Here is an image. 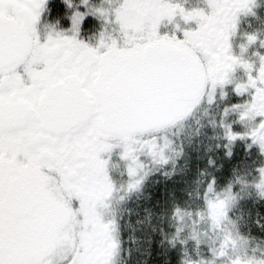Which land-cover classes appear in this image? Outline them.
I'll list each match as a JSON object with an SVG mask.
<instances>
[{"label":"snow or ice","instance_id":"6c2138e0","mask_svg":"<svg viewBox=\"0 0 264 264\" xmlns=\"http://www.w3.org/2000/svg\"><path fill=\"white\" fill-rule=\"evenodd\" d=\"M46 2L0 0V264H44V257L52 246L41 247L38 254L31 257L9 254L12 241L23 235L20 221L28 214L32 198L43 194L44 178L23 168L21 157L32 159L35 167L48 161L37 155L35 145L29 151L28 142L39 133L52 132L58 137L54 150L61 154L67 146L75 148L86 142L90 132L96 133L101 117L114 119L127 101L145 96L169 78L170 66L179 56V50L169 43L168 37H161L158 33L165 19L171 20L177 12L185 21L200 18L196 30L177 26L171 40L178 44L185 39H195L207 27L208 20L223 7L217 0H210L211 11L204 16L185 9L174 0H120L112 11V17L121 30L143 29L150 34V39L132 49H122L114 42L101 50L89 46L75 34H57L41 40L37 25ZM82 4L83 11L78 8L69 21L78 25V31L86 25L89 15L103 14L100 9L89 12L85 0ZM22 8L29 10L27 15ZM245 10L250 11L247 3H236L219 31L225 58L231 61L226 64L228 69L235 63L246 69L251 67L227 51L230 47L227 43L228 28L234 29L237 13ZM178 33H182V37ZM11 36L16 38L15 52L9 51L6 43ZM256 38L249 34V43L255 42ZM261 46H264V40ZM65 49H70L72 55L65 56ZM29 52L35 53L40 68L29 61ZM258 72L264 83V55H261ZM255 79L249 73L252 86L257 88V92H264L256 86ZM221 82L227 81L221 77ZM240 90V85L234 89L238 95ZM259 114L264 117V111ZM260 126L264 128V119ZM226 127L227 139L234 140L242 135L232 131L230 125ZM76 129H79V134L73 135ZM252 136L264 153V132L259 136L254 132ZM104 147L93 146L92 154L96 160H99V152ZM260 172L264 178V169ZM84 255L86 253H74L68 264H85Z\"/></svg>","mask_w":264,"mask_h":264},{"label":"flooded vegetation","instance_id":"af4514ba","mask_svg":"<svg viewBox=\"0 0 264 264\" xmlns=\"http://www.w3.org/2000/svg\"><path fill=\"white\" fill-rule=\"evenodd\" d=\"M174 2L204 16L211 11L210 0ZM238 2L247 3L250 7V11L237 13L236 20L241 17L245 20L243 24L248 19L256 20L261 13L263 0H217L223 7L208 20L207 27L195 39H185L178 44L171 40L177 26L196 30L200 19L185 21L179 12L171 20L165 19L158 33L161 37H168L169 43L192 53L209 76L206 66L212 65L224 50V43L217 45L222 38L216 37V22H211L216 17L226 21ZM85 3L89 12L100 9L103 14L89 15L86 25L78 31V25L69 21L78 8L83 11L82 0H47L37 25L39 38L44 40L57 34H75L89 46L101 50L114 42L122 49H132L150 39V34L143 29L121 30L112 17V11L120 0H85ZM22 11L27 15L29 10L22 8ZM232 31L233 28L229 27L227 43L235 45ZM254 35L257 37L256 48L252 49L259 50L260 34ZM178 36L182 37V33ZM6 43L9 51L15 52V36L9 37ZM64 55L71 56V50L65 49ZM28 59L35 67H41L34 52L28 53ZM101 123L102 117L97 122L95 134L90 132L86 142L75 148L67 146L62 149V154L54 150L58 137L52 132L39 133L28 142L29 151L35 145L37 155L48 162L35 167L32 159L21 157V166L41 175L44 185L42 197L32 198L28 214L20 221L23 235L12 241L11 256H35L41 247L50 244L44 264H68L77 252L86 253L83 257L85 264H104L105 261L108 264H131L133 258H147V246L144 247L139 238L137 241L131 228L132 219L126 217V211L147 205V169L159 171L165 163L159 158L166 151L156 144L158 135L165 129L125 136L128 137L125 139L104 134ZM78 134L79 129L73 131V135ZM93 146L111 147H104L99 152V160H96L92 154Z\"/></svg>","mask_w":264,"mask_h":264},{"label":"rangeland","instance_id":"374dc122","mask_svg":"<svg viewBox=\"0 0 264 264\" xmlns=\"http://www.w3.org/2000/svg\"><path fill=\"white\" fill-rule=\"evenodd\" d=\"M262 5L256 20L248 19L245 24L241 17L236 20L232 31V36L236 38L232 41L235 45L227 49L232 56L251 67L246 69L235 63L233 68H226L231 61L226 60L225 51L222 50V55L212 65L206 66L208 85L201 102L186 119L158 135L156 144L166 151L159 159L165 163L159 171L149 173L151 170H147V205L126 211V217L132 219L131 228L137 241L141 240L143 246H147V258H133L131 264H151L155 248L156 254H159L155 258L162 264H264V178L260 172V169H264V153L252 136L254 132L257 136L264 132L260 126L264 117L259 114L264 111V92H257L249 80L250 73L256 78V86L264 89L258 72L261 55H264V46H261L264 40V0ZM213 22H216L215 34L219 38L225 20L216 17ZM254 33L260 34L259 50H253L256 48L255 42L250 44L248 41V35ZM221 43L224 42L221 40L217 45ZM250 47L253 49L250 50ZM221 77L227 82L222 83ZM237 85L241 86L239 95L234 91ZM228 125L232 131L242 134L236 138L246 141V145L235 144L234 159L240 161L248 171L237 174L236 163L232 161L231 169L235 176L226 189L216 193L210 181L198 185L192 181L190 183L193 185L188 181L179 183L180 179L197 175L200 169L213 170L211 166L216 163L209 162L206 154L220 152L224 146L237 141L225 136ZM178 184L181 188L184 186L185 191L181 194L183 199L180 203L196 205V210L202 209L203 224H209L214 219L216 221V210H224L228 233L223 236L227 241L219 246L220 251L212 250L206 244L207 239L199 236L198 225L201 221L197 212L191 220L181 218L178 225L182 231L186 227L184 225L195 226L192 235L194 241L188 238L187 244H183L174 240L169 228L171 213L164 211V208L171 205L169 201L174 199L172 193L176 191L173 189L178 188ZM200 184L204 185L202 189Z\"/></svg>","mask_w":264,"mask_h":264},{"label":"water","instance_id":"95a60500","mask_svg":"<svg viewBox=\"0 0 264 264\" xmlns=\"http://www.w3.org/2000/svg\"><path fill=\"white\" fill-rule=\"evenodd\" d=\"M174 47L179 56L170 66L169 78L145 96L127 101L114 119L102 117L104 134L125 137L169 128L201 102L207 89L205 72L192 53Z\"/></svg>","mask_w":264,"mask_h":264},{"label":"trees","instance_id":"16d2710c","mask_svg":"<svg viewBox=\"0 0 264 264\" xmlns=\"http://www.w3.org/2000/svg\"><path fill=\"white\" fill-rule=\"evenodd\" d=\"M237 140V141H236ZM234 141H236L233 145H231L230 143L225 147L222 148V151L214 153L215 151H211L208 152L206 154L207 160H209V162H213L214 165L216 163L215 166H211L213 167L212 171H203V169H200L199 173H197V175L193 176L190 175L189 178L187 179L186 177L183 178L182 180H179V183H185V182H189V184L191 181L195 183V185H198L197 183H202V182H212V188L215 190V193L217 191H220L221 189H226L227 186H229V184H231L232 178L233 176H235L233 174V170L231 169V163L232 161H234L236 163V172L237 174H242L244 173V170H246V168H244V166L242 164H240V161H235L234 159V155L236 154L235 151L237 149V147L235 146V144L241 143L242 145H246V141L243 140L241 141V139L239 138H235ZM240 150H238L239 152ZM228 152V153H226ZM203 162H201L202 164ZM194 165V164H193ZM194 167V166H192ZM162 167H160L161 170ZM147 170H151L148 171L149 173L152 171H155V169H147ZM195 171V170H194ZM248 171V170H246ZM198 172V171H197ZM155 173V172H154ZM259 176V180H260ZM193 185V184H192ZM178 188H172L173 191V196L174 199L172 198L169 203L171 205H169V208H164V211L170 212L171 216L170 219L171 220V224L169 225L170 228V232L173 234V238L176 242L179 243H183V244H187L188 242V238L192 239V241H194L193 239V234L195 231V226L191 225H184L186 227H184V231H182V229L178 226L179 223H181V218L184 219H188L191 220L194 216H196V212L199 214V219H200V224L198 225V229H199V236L201 238H206L207 239V245L214 251H220L219 246L221 244H224L227 240L225 239V237H223L225 234H227V228H226V217L223 215V209L221 210H216V212L218 213L216 215V221L215 219L212 220L211 223L209 224H203V210L199 209L196 210L194 207L196 205H186V204H181L182 203V199H181V194L182 192L185 193V191H183L184 186H180V184H178L177 186ZM194 187V186H193ZM200 189H202L204 187L203 184L199 185ZM192 187H189V189H191ZM182 189V190H181ZM264 190V188H263ZM207 198V196H205ZM181 202V203H180ZM221 214V215H220ZM219 220V221H217ZM224 220V221H223ZM177 221V222H176ZM191 224V223H190ZM187 228L189 230H187ZM191 229V230H190ZM181 231L183 234H181ZM226 236V235H225ZM156 248L152 251L153 253V258L151 260V264H162L161 261H159L158 255L156 254ZM155 256H157V258H155ZM155 261V262H154Z\"/></svg>","mask_w":264,"mask_h":264}]
</instances>
